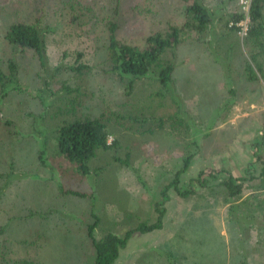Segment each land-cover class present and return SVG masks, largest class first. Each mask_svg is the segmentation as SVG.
I'll return each instance as SVG.
<instances>
[{
	"label": "rangeland",
	"instance_id": "obj_1",
	"mask_svg": "<svg viewBox=\"0 0 264 264\" xmlns=\"http://www.w3.org/2000/svg\"><path fill=\"white\" fill-rule=\"evenodd\" d=\"M122 1L118 38L140 48L155 33L182 26L188 6L183 0ZM205 1L217 7L222 0ZM115 2L0 0V70L8 75L9 61L16 60L21 86L0 108V264H94L92 214L100 220L98 239L154 223L160 193L187 155L194 158L185 187L201 171L226 170L237 178L254 176L234 206L262 198L264 164L255 162V151L264 135V83L249 81L244 68L255 53L264 68V52L247 35L228 32L226 19L216 24L214 44L191 36L173 57L175 96L187 121L181 123L170 98L152 96L156 84L140 83L124 98L123 85L101 72ZM244 7L243 0H227L221 13L244 15ZM22 22L52 31L46 70L36 56L6 42L8 27ZM80 65L90 69L73 71ZM93 113L104 114L112 148L98 152L85 177L53 158V133ZM260 149L264 160V145ZM45 151L43 166L39 155ZM219 183L195 187L189 199L171 191L164 228L133 235L115 264H168L170 257L176 264H264V236L250 220L243 219L244 231L232 222Z\"/></svg>",
	"mask_w": 264,
	"mask_h": 264
},
{
	"label": "trees",
	"instance_id": "obj_2",
	"mask_svg": "<svg viewBox=\"0 0 264 264\" xmlns=\"http://www.w3.org/2000/svg\"><path fill=\"white\" fill-rule=\"evenodd\" d=\"M188 4L185 9V19L182 26H169L167 29L157 32L148 37L145 41V46L140 48L134 45L127 44L118 38L119 19L118 13L121 9L122 0H116L115 12L112 17L107 18L106 24V41L105 51L102 57L103 72L112 79H117L124 87V98L132 97L137 91L138 84H144L148 81L156 84V90L152 96L158 98H170L172 102L178 106V120L183 123L187 122L182 113L184 107L180 106L179 100L176 99V52L187 42L192 36L195 40L203 44H214V35L216 24L226 19L225 27L228 32H239L237 23H239L244 15L239 12L227 13L225 16L221 13L223 5L227 0H222L217 7L209 6L205 0H183ZM215 7V8H214ZM222 9V10H221ZM224 11V10H223ZM251 26L247 34L248 41L254 46L261 48V53L264 52V44L262 37L264 35V0H253L250 9ZM232 31V32H231ZM52 31L48 27H40L38 23L22 22L14 23L8 27L5 33L6 42L13 48L14 51H19L21 54L30 53L36 56L40 67L46 70L48 68L47 60V37ZM172 56V58H171ZM259 53H255L245 65V75L249 81L262 80L264 83V68L259 62ZM173 57H175L173 59ZM80 55L77 62H80ZM220 60V56H219ZM217 61L218 63L220 61ZM252 63V64H251ZM254 63V64H253ZM87 65H80L73 68V71L81 73L88 68ZM9 74H5L0 70V108L4 100L10 95L11 90H19V65L16 60L11 59L8 64ZM230 81V80H229ZM230 84V82H229ZM232 85V83H231ZM231 93V90H230ZM232 93H235L232 90ZM76 104V103H75ZM74 104V105H75ZM180 107V108H179ZM89 115L86 118L66 122L62 126L55 129L53 139L55 143V154L53 158L58 157L66 164L75 167L76 171L82 176L91 174L90 162L95 159L100 150H108L112 148L109 145V135L107 124L105 123L104 114ZM130 117V116H128ZM48 139L45 146L48 145ZM117 142H115L116 144ZM114 144V145H115ZM264 145V135L260 138L255 151L256 159L264 164L263 156L258 151ZM46 152H40L39 161L41 165L46 166ZM193 155H187L184 158V164L174 174L173 180L161 191V201L156 203L155 211L157 218L154 223H141L136 228L127 231L120 236L114 233H108L101 239L95 237V230L99 226V218L96 214H92L95 218L88 225V237L91 239L93 247L96 251L94 264H115L119 259L121 252L126 249L129 240L136 233L149 234L155 231H160L164 228V220L167 213L166 204L171 199V191H174L180 197L189 199L196 195L195 187L208 189L212 182L219 181V187L225 189L227 193L228 203L231 205L230 216L232 222L236 224L240 231H244L245 227L242 223L246 219L251 221V226L257 228L259 238L264 236V189L262 191L261 200L250 202L247 200L244 203L236 206L235 202L244 194L245 181L254 179V176L247 178H237L232 173L221 171H201L196 178L190 179L188 187L182 184V179L185 173L191 167ZM124 164L129 165L128 159ZM250 174V172H249ZM264 178V167L262 174ZM140 183L142 179L138 176ZM144 185V182H143ZM264 186V183L262 184ZM259 190V189H258ZM80 197L87 196L84 193L71 192ZM245 209L242 211V209ZM259 214V215H257ZM244 219V220H243ZM261 238V239H262ZM262 243V240H260ZM168 264H176L174 259L170 257ZM246 264V263H243Z\"/></svg>",
	"mask_w": 264,
	"mask_h": 264
},
{
	"label": "built area",
	"instance_id": "obj_3",
	"mask_svg": "<svg viewBox=\"0 0 264 264\" xmlns=\"http://www.w3.org/2000/svg\"><path fill=\"white\" fill-rule=\"evenodd\" d=\"M252 1L253 0H243V4L245 5L244 7V18L237 23V27L239 28V33L241 35H247L249 32V27L251 24L250 21V9H251V5H252Z\"/></svg>",
	"mask_w": 264,
	"mask_h": 264
}]
</instances>
